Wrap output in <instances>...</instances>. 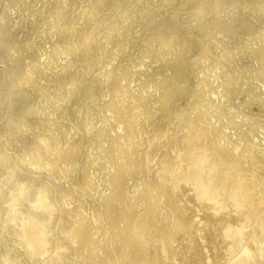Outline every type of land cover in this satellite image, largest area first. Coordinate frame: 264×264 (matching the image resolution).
Masks as SVG:
<instances>
[{"label": "bare ground", "instance_id": "1", "mask_svg": "<svg viewBox=\"0 0 264 264\" xmlns=\"http://www.w3.org/2000/svg\"><path fill=\"white\" fill-rule=\"evenodd\" d=\"M3 43L0 264H264V0H0Z\"/></svg>", "mask_w": 264, "mask_h": 264}, {"label": "rangeland", "instance_id": "2", "mask_svg": "<svg viewBox=\"0 0 264 264\" xmlns=\"http://www.w3.org/2000/svg\"><path fill=\"white\" fill-rule=\"evenodd\" d=\"M132 4V3H131ZM162 5L163 6H166L167 5V2L165 1V2H162ZM175 6V5H174ZM175 7H178V6H175ZM141 8H143L142 6H141ZM144 8H146V10L147 9H150V7L147 5V4H144ZM158 23V22H157ZM53 24H57V23H55V22H53ZM5 26V23L3 24V26H2V28ZM37 27H38V24H37ZM137 30V29H136ZM201 32H202V34H203V41L205 42L207 39H210V37L213 35V32L211 33V23L210 22H208V23H205V25H204V28L203 29H201ZM142 33H139V34H137V33H132V35L133 36H140ZM21 36V35H20ZM43 41H44V38H43ZM57 41V40H56ZM43 43V42H42ZM0 49L1 50H5V51H7V47H6V45L3 43V44H0ZM124 53H126V55L129 53V51H128V49L124 52ZM122 56V53H120V54H118L117 53V56ZM61 65H64L65 66V69H67L66 68V66L68 65L67 63H61ZM71 66H72V68H74V66H76V64L73 62V63H71ZM68 69H70V68H68ZM96 70L99 72L98 74L99 75H101L102 73H108V75H110V77H109V83H111V85H108V87L111 89V92H110V94H109V96L108 97H110V100L108 99V97L106 96V98L105 99H102V97H101V94H95L94 93V88L93 89H91V92H92V94H93V97H92V100L96 103V102H98L99 104H101V105H103V106H107V105H114L115 104V102H114V97H113V89H115V88H118L119 86L116 84V74L118 75V71L120 70L121 72H123V73H125L126 72V70H127V66H124V64L123 63H121L119 60H117L113 65H111V66H107L106 65V60H104L102 63H100V64H98L97 65V68H96ZM95 70V71H96ZM224 70H226V69H224ZM224 70H223V73H224ZM97 74V75H98ZM101 79H106L105 77H101ZM82 83H84V82H82ZM86 83V82H85ZM108 83V84H109ZM81 84V83H80ZM124 87H126V88H128V91H129V95H132L133 94V91L131 90V87H130V82L129 81H126L125 83H124ZM179 99H180V97H176V99H175V105L178 103V101H179ZM105 101V102H101V101ZM95 103H93V105L95 106ZM109 118H108V116H107V114L105 115V117H104V120L105 121H107ZM47 124H50L49 122H47V123H45L44 124V126H43V131H44V133L42 134V132H40V129H39V134L38 135H40V134H42L41 136H43V135H45V134H48L49 132H47V129H46V127L48 126ZM35 127L37 128V125H36V123H33V122H27V129H26V131H27V133H28V141H29V144H26V146H27V148H28V150L30 151V148L31 147H33V149L37 152V147L35 146V142H37V139H33V137L32 136H30V133H32V132H36V130H35ZM51 128V130H52V128H56L55 126H52V127H50ZM260 131V130H259ZM38 132V131H37ZM261 133V132H260ZM262 135L264 134V131H262V133H261ZM152 139V138H151ZM12 144H14V146L12 145ZM264 144V143H263ZM36 145H37V143H36ZM233 146V145H232ZM122 149L124 150V151H127V149H126V147L125 146H123L122 147ZM1 151L2 152H4L5 154H6V157L8 158V159H4L1 163H0V169H3V167L4 166H1L2 164H6L7 162H9V161H12L11 162V164H13L14 166H15V161H16V158L17 157H19L21 154L20 153H18L19 151H21V149H20V144H16V143H11V144H3L2 146H1ZM36 152H34V154H36ZM129 156V155H128ZM130 157V156H129ZM22 171H25V170H22ZM37 171H41V170H37ZM33 174H35V173H33ZM35 176L36 177H39V178H41V177H43L44 175H43V173L42 172H39L38 174H35ZM62 182V181H61ZM55 184H57V183H55ZM18 185V182H17V184H16V186ZM61 185V186H60ZM59 186H56V185H54L56 188H58V189H60L62 186L65 188V190L64 189H60V191H66V192H68L67 191V186L64 184V183H61ZM35 188V186L33 187V189ZM47 188H49V186L47 185ZM51 189H52V192H53V194H51L52 195V198L54 199V200H56L57 199V196H59V192H58V190H56V189H54V188H52V187H50ZM58 199H59V197H58ZM69 208H66V207H63V205L62 204H60V202H59V204H57V207H56V210H57V214H59L60 216H61V218H63V219H66V218H68V216H69V214H71V213H73L72 211H70V210H68ZM71 220H72V218H70ZM63 223H67L68 221H67V219L65 220V221H62ZM0 226H2L1 224H0ZM50 227H54V224H52ZM1 232L3 233V235H5V237H9V235L7 234V232L5 233V231L2 229L1 230ZM58 233H59V235H61V233L58 231ZM61 240V238L60 237H58V241H60ZM61 242V241H60ZM60 244V243H59ZM62 252H65L63 249L62 250H60V254H62ZM59 258H61V257H59Z\"/></svg>", "mask_w": 264, "mask_h": 264}]
</instances>
